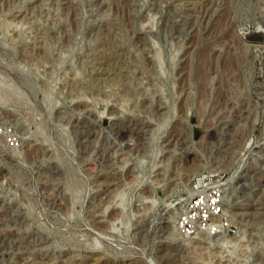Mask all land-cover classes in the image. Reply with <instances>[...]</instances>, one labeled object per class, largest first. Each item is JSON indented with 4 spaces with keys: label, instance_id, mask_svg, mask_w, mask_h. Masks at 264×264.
<instances>
[{
    "label": "rangeland",
    "instance_id": "obj_1",
    "mask_svg": "<svg viewBox=\"0 0 264 264\" xmlns=\"http://www.w3.org/2000/svg\"><path fill=\"white\" fill-rule=\"evenodd\" d=\"M0 264H264V0H0Z\"/></svg>",
    "mask_w": 264,
    "mask_h": 264
},
{
    "label": "bare ground",
    "instance_id": "obj_2",
    "mask_svg": "<svg viewBox=\"0 0 264 264\" xmlns=\"http://www.w3.org/2000/svg\"><path fill=\"white\" fill-rule=\"evenodd\" d=\"M185 165V164H184ZM190 166V165H189ZM107 189V188H106ZM212 229H213V227H212Z\"/></svg>",
    "mask_w": 264,
    "mask_h": 264
},
{
    "label": "built area",
    "instance_id": "obj_3",
    "mask_svg": "<svg viewBox=\"0 0 264 264\" xmlns=\"http://www.w3.org/2000/svg\"><path fill=\"white\" fill-rule=\"evenodd\" d=\"M187 228V227H186Z\"/></svg>",
    "mask_w": 264,
    "mask_h": 264
}]
</instances>
